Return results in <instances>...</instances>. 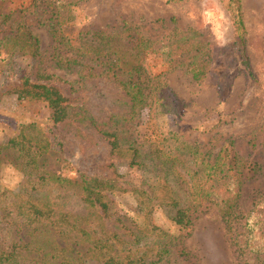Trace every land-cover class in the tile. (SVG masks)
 Here are the masks:
<instances>
[{
	"label": "trees",
	"instance_id": "obj_1",
	"mask_svg": "<svg viewBox=\"0 0 264 264\" xmlns=\"http://www.w3.org/2000/svg\"><path fill=\"white\" fill-rule=\"evenodd\" d=\"M221 1L231 12L235 43L249 69L241 1ZM73 4L49 1L55 41L52 58L59 68L82 64L87 69L82 76L107 77L117 83L127 100V111L119 115L123 121H132L145 108L152 118L176 114L183 102L166 74L186 68L193 81L201 82L211 71L208 44L197 31L188 29L174 33L166 42L142 38L138 46L162 55L165 70L156 73L138 58L132 63V73L123 79L120 70L128 62L116 41L128 28L95 31L89 43L72 44L62 27L74 18ZM28 10L3 15L0 52L25 51L38 69L35 76L24 75L8 83L5 94L45 101L53 125L22 124L17 135L0 141V166L12 165L23 174L17 192L0 188V264H85L90 260L102 264H198L191 263L193 255L186 241L196 221L212 207L219 212L240 264H264V193L257 196L254 208L247 213L238 204L243 183L258 166L239 155L235 140L226 139L217 149L218 136L201 144L170 133L144 146L122 139L119 129H105L107 122L97 125L95 118L78 107L76 98L62 89L65 80L41 71V43L25 21ZM62 48L70 49V53H63ZM107 64H112L108 71L93 72L95 65ZM73 122L96 126L102 135L98 140L107 142L110 153L128 159L141 171L140 182L132 183L115 172L111 176L79 172L71 178L49 169L48 155L63 146L62 141H56L54 129L60 123ZM121 193L133 196L136 212L121 209L117 200ZM158 209L167 214L175 229L157 222Z\"/></svg>",
	"mask_w": 264,
	"mask_h": 264
},
{
	"label": "rangeland",
	"instance_id": "obj_2",
	"mask_svg": "<svg viewBox=\"0 0 264 264\" xmlns=\"http://www.w3.org/2000/svg\"><path fill=\"white\" fill-rule=\"evenodd\" d=\"M49 1L52 0H0V23L4 14L29 8L25 21L40 39L41 71L65 80L61 83L62 89L76 98L78 107L95 118L97 125L107 122L105 129H119L120 137L126 141L135 140L147 146L176 133L187 141L207 144L218 136L219 149L226 139H234L239 155L258 166L243 183L238 202L241 211L252 210L257 196L264 193V0H240L249 69L244 66L242 51L235 43L231 12L221 0H62L74 3V18L62 27L72 44L89 43L95 31L128 28L116 41L128 62L120 70L124 73L123 79L132 73V63L138 58L156 73L165 70L162 55L138 46L142 38L166 42L176 32L193 29L208 44L212 67L203 81H193L186 68L166 74L170 87L183 102L181 109L176 114L152 118L145 108L130 122L119 117L127 111V100L117 83L107 77L82 76L81 72L87 71L82 64L65 69L56 65L52 58L55 41L53 20H49L53 8ZM62 52L70 53V49L62 48ZM95 66L93 72L100 74L112 64ZM37 69L25 51L7 54L2 49L0 52V141L5 136L17 135L22 124L53 125L45 101L21 100L14 94H5L8 83L24 75L35 76ZM133 78L136 79V74ZM54 131L56 141L63 142L62 147L57 146L48 155V168L54 172L71 178L79 172L109 176L115 172L132 183L140 182L141 171L131 166L128 159L112 155L107 142L98 140L102 135L96 126L60 123ZM22 179V172L14 166H0L1 189L17 192ZM117 200L123 211L136 212V201L130 193L119 194ZM155 215L163 227L175 229L162 209ZM186 248L193 255L191 263L240 264L215 207L196 221ZM85 264L102 263L90 260Z\"/></svg>",
	"mask_w": 264,
	"mask_h": 264
}]
</instances>
